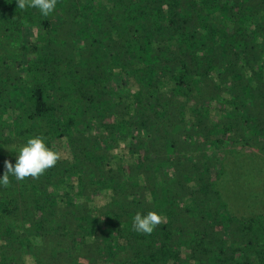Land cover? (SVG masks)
Returning <instances> with one entry per match:
<instances>
[{
	"label": "trees",
	"instance_id": "trees-1",
	"mask_svg": "<svg viewBox=\"0 0 264 264\" xmlns=\"http://www.w3.org/2000/svg\"><path fill=\"white\" fill-rule=\"evenodd\" d=\"M67 44L108 95L68 62L43 77ZM3 83L5 161L38 136L61 158L0 185V264H264V213L223 199L264 202V0H58L47 17L0 0ZM149 211L164 222L134 231Z\"/></svg>",
	"mask_w": 264,
	"mask_h": 264
},
{
	"label": "clouds",
	"instance_id": "clouds-1",
	"mask_svg": "<svg viewBox=\"0 0 264 264\" xmlns=\"http://www.w3.org/2000/svg\"><path fill=\"white\" fill-rule=\"evenodd\" d=\"M16 3L21 10L38 9L47 17L55 11L58 0H16ZM60 158L57 151L46 146L42 137L29 138L19 149L15 165L5 161V171L0 178V185L7 187L10 183L9 176L15 177L17 181L38 179L48 169L54 167ZM162 222L164 217L155 211H149L146 215L137 213L133 218L132 227L138 233L150 235Z\"/></svg>",
	"mask_w": 264,
	"mask_h": 264
},
{
	"label": "rangeland",
	"instance_id": "rangeland-1",
	"mask_svg": "<svg viewBox=\"0 0 264 264\" xmlns=\"http://www.w3.org/2000/svg\"><path fill=\"white\" fill-rule=\"evenodd\" d=\"M32 10V8H30ZM4 13L7 14V10L4 9ZM35 13V12H34ZM33 12L29 14L30 17H33ZM34 14V15H33ZM87 51H85L82 54V57H89L91 55H95V58H99V54L96 51V49L99 47L98 45H88L87 44ZM134 48L133 41H121L117 43L116 45L109 44L107 46V51L115 52L116 58L120 60V62L125 61V57L128 51ZM72 51L70 49V45L67 44L64 49L60 52H48V55L46 59L41 56L40 57V66L41 68L45 69V74H43V77H49L52 73V70L55 66H58L60 64L69 63V66L71 68V71L73 73H77L79 76V80L81 82H87L89 86H92L95 88V90L100 91V93L97 95L98 97H103L105 95H108V92H102L101 89L103 85L108 83L110 81L109 75L102 74L101 72H93V71H86L80 69L79 71L74 68L73 66V57H72ZM13 77L17 78V74L13 73ZM76 80V79H75ZM1 88L6 89V85L3 83L0 85ZM140 100H142V97H139ZM8 99L6 98V101ZM5 123L0 121V135L4 133L5 130ZM8 152L7 150H2L0 153V164L8 159ZM251 158H255V152L251 151L247 153ZM255 177V175H253ZM249 183V182H248ZM223 199L227 203L228 210L231 214L237 216V217H246L249 215L257 214V213H264V202H258L255 201L251 196L249 195H243V194H232L230 192L223 193ZM54 229H57V226H53ZM44 239L47 240V236H44ZM42 263H45L44 258L41 260ZM86 263V262H85Z\"/></svg>",
	"mask_w": 264,
	"mask_h": 264
}]
</instances>
